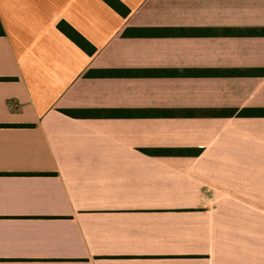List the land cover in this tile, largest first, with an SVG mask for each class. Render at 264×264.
Instances as JSON below:
<instances>
[{
    "label": "crops",
    "instance_id": "0c3cea01",
    "mask_svg": "<svg viewBox=\"0 0 264 264\" xmlns=\"http://www.w3.org/2000/svg\"><path fill=\"white\" fill-rule=\"evenodd\" d=\"M120 1L0 0V264H264V0Z\"/></svg>",
    "mask_w": 264,
    "mask_h": 264
},
{
    "label": "trees",
    "instance_id": "16d2710c",
    "mask_svg": "<svg viewBox=\"0 0 264 264\" xmlns=\"http://www.w3.org/2000/svg\"><path fill=\"white\" fill-rule=\"evenodd\" d=\"M104 1L122 16H126L129 13L128 7L125 4H123L120 0H104ZM57 28L60 31H62L75 44H77L81 49H83L86 53L88 54L94 53L95 47L68 22H66L65 20H59L57 22ZM141 31H142L141 28H136V27L126 28L124 29L123 33L126 35H135V34H139ZM0 34H3V28L1 26V23H0ZM62 111L71 116H79V117H84L91 114L90 109L66 108V109H62ZM253 112L256 114H261V113L264 114V111L261 112V110H254ZM239 113H243V111H240Z\"/></svg>",
    "mask_w": 264,
    "mask_h": 264
}]
</instances>
